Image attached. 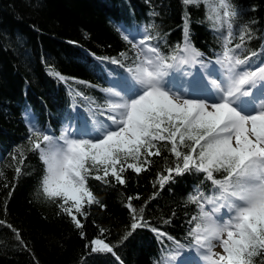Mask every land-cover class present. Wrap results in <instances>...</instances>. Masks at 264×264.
Returning a JSON list of instances; mask_svg holds the SVG:
<instances>
[{"label": "snow or ice", "instance_id": "6c2138e0", "mask_svg": "<svg viewBox=\"0 0 264 264\" xmlns=\"http://www.w3.org/2000/svg\"><path fill=\"white\" fill-rule=\"evenodd\" d=\"M201 2H206L210 9L207 19L213 29L226 30L222 51L215 54L214 60L193 45L187 14L182 42L169 54L161 51L159 41L163 37L158 31L152 34L150 29H155L151 24L143 35L137 33L138 42L136 36L122 33L136 55L130 58L121 53L123 59L105 58L125 69L127 74H121L122 86L118 81L102 89L109 98L106 104L96 105L95 111L91 107L86 109L94 128L102 129L101 134L93 135L68 117V124L56 136L36 126L30 114L25 113L29 122L26 151L36 153L45 166L41 182L44 197L58 201L59 211L70 218L76 229L82 230L81 218L87 220L89 216L86 206L95 204L106 209L90 189L89 179L112 187L126 186L124 174L128 170L137 176L149 171L152 158L162 156L166 149L175 158L174 163L157 173L152 186L158 190L145 206L165 186L175 183L177 177L202 173L215 191L205 195L197 187L195 195H189L188 202L196 204L199 212L189 221L194 222V227L188 235L205 264H264V96L256 97L264 82V43L259 51L247 49L246 41L254 35L250 25L255 21L242 22V12L231 0H183L186 5ZM261 39L264 40V34ZM233 41L237 42L230 47ZM254 57L262 58L255 66L251 63ZM195 64L200 65L204 74L192 75L186 90L170 86L168 78L173 72ZM213 64L219 65V69L210 68ZM51 74L64 79L58 72ZM75 95L90 99L79 91ZM249 106L254 110L249 111ZM27 158L24 150L12 157L17 179ZM216 173L223 176L217 178ZM133 199H140L139 194L129 196L125 204L132 222L121 243L137 229L149 228L175 244L178 251L160 262L171 264L184 245L160 228L152 227L144 218V207H134ZM222 209L231 214L227 219L217 218ZM0 227L11 229L26 247L13 225L0 219ZM99 232L103 236L106 229L100 228ZM80 235L85 238L83 231ZM213 241H219L223 255L213 251ZM85 247L89 255L112 254L120 260L115 246L105 239L93 238ZM179 264L196 262L185 258Z\"/></svg>", "mask_w": 264, "mask_h": 264}, {"label": "trees", "instance_id": "16d2710c", "mask_svg": "<svg viewBox=\"0 0 264 264\" xmlns=\"http://www.w3.org/2000/svg\"><path fill=\"white\" fill-rule=\"evenodd\" d=\"M143 1L0 0V142L10 145L0 164V219L13 225L26 245L20 244L11 229L0 227V264H114L109 257L89 255L85 245L93 238L105 239L115 246L120 258L117 264H149L154 245L144 232L147 228L137 229L121 243L132 222L125 204L129 196L137 194L140 199L131 203L137 209L144 207V218L152 227H162L172 234H180L184 227L188 210L184 193L195 182L192 178H176L145 206L158 190L152 186L157 173L174 163L175 158L166 149L162 156L152 158L149 171L137 176L128 170L124 174L126 186L112 187L89 179L90 189L106 209L95 204L86 206L89 216L87 220L81 218L82 230L59 211L58 201L43 198L39 186L42 165L36 153L26 151L28 132L20 116L21 108L31 106L38 121L47 126L49 115L57 112L58 105L68 108L72 101L82 105L75 95L77 91L87 95L90 103L102 98L100 81L82 56L88 54L106 61L110 60L105 58L123 59L121 53L135 56L131 44L118 36L115 21L153 25L152 34L158 31L163 37L159 41L161 51L169 54L182 42L185 23H179L185 21L187 14L195 48L208 55L220 48L217 31L209 27L204 17L203 2L186 5L183 0H147L150 16H146L139 14ZM231 2L241 10L242 22L255 21L250 25L253 38L246 41V47L257 48L264 34V0ZM54 72L64 79L51 74ZM21 150L28 158L17 179L12 157ZM191 174L202 178L201 173ZM166 219L170 223L165 224ZM100 228L106 229L103 236Z\"/></svg>", "mask_w": 264, "mask_h": 264}, {"label": "bare ground", "instance_id": "6f19581e", "mask_svg": "<svg viewBox=\"0 0 264 264\" xmlns=\"http://www.w3.org/2000/svg\"><path fill=\"white\" fill-rule=\"evenodd\" d=\"M203 3H204L203 10H204V14H205L204 17L207 19V16H208V14L210 13V9L208 8V5H207L206 2H203ZM149 9H150V3H149L147 0H144L143 3H142V5H141V13H139V14H141V15H146V16H150ZM180 18L182 19L183 16H181ZM142 21H143V20H142ZM142 21H140V22H142ZM207 21H208V23H209V24H208L209 27H210L211 29H213V27H212V25H211V22H210L208 19H207ZM184 23H185V21H180L179 24H184ZM147 26H148L147 23H145V24H141V25H140V28L144 31V29H145ZM184 27H185V25L182 27V29H184ZM150 31H151V29H150ZM20 103H21V101H19L18 103H16V106L19 107ZM38 105H39V107L44 108V104L39 103ZM57 109H58L57 111H60V110H61V109H60V105H58Z\"/></svg>", "mask_w": 264, "mask_h": 264}, {"label": "rangeland", "instance_id": "374dc122", "mask_svg": "<svg viewBox=\"0 0 264 264\" xmlns=\"http://www.w3.org/2000/svg\"><path fill=\"white\" fill-rule=\"evenodd\" d=\"M216 248H217V246H216Z\"/></svg>", "mask_w": 264, "mask_h": 264}]
</instances>
